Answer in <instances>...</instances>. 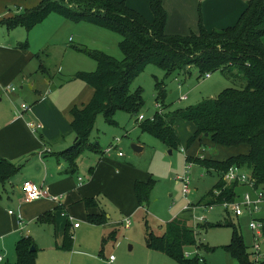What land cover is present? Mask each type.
Returning <instances> with one entry per match:
<instances>
[{
  "label": "trees",
  "instance_id": "trees-1",
  "mask_svg": "<svg viewBox=\"0 0 264 264\" xmlns=\"http://www.w3.org/2000/svg\"><path fill=\"white\" fill-rule=\"evenodd\" d=\"M153 21L148 23L140 14L128 9L123 2L114 0H38L35 7L25 9L19 15L1 19L0 25L7 29L23 27L26 31L42 23L50 14H57L73 23H89L112 32L119 37L121 61H114L101 53L83 52L96 63V71L78 74L93 89L90 102L82 108L71 111V128L76 136L74 144L63 152L65 161L72 166L84 152H96L97 145L90 142V134L96 118L101 115L109 125L117 111L139 116L144 105L142 89L130 90L131 84L148 65L165 71L166 77L189 75L195 70L196 79L216 71L228 72L237 69L245 85L241 89L228 88L213 100L202 101L196 106L163 113L164 83L155 84L156 102L159 110L152 119L136 123L140 132L154 137L167 149L180 146L173 128L180 119L194 126V132L186 143L189 149L195 142L209 143L224 149L244 148L245 153L230 156L225 160L186 156L185 163H194L206 173H215L217 182L199 200L204 206L233 202L237 188L242 184H226L224 174L230 167L244 170L253 189L264 186V0H251L235 25L223 30L206 31L202 25L198 34L188 36H167L164 34L166 14L162 0H149ZM25 47V46H24ZM138 118V117H137ZM18 172L13 163L0 160V185L9 181ZM151 184L136 182L134 192L139 205L146 204ZM218 192V194H215ZM89 206V204L87 203ZM49 214L38 219L43 222ZM92 223H101L103 218L89 216ZM264 222V220H262ZM205 224H199L204 228ZM232 229L231 239L223 249L239 264H255L251 259L241 235L234 224L226 222ZM145 244L161 252L178 264H199L194 259H184L183 252L190 247L205 251L198 243L195 232L185 220L170 221L162 235L157 236L145 224ZM64 239L70 243L66 233ZM104 241V240H103ZM31 238L20 239L15 246L16 262L12 264H36ZM262 248L264 250V231ZM204 263V261H203ZM10 264V263H2ZM264 264V257L258 262Z\"/></svg>",
  "mask_w": 264,
  "mask_h": 264
},
{
  "label": "crops",
  "instance_id": "crops-1",
  "mask_svg": "<svg viewBox=\"0 0 264 264\" xmlns=\"http://www.w3.org/2000/svg\"><path fill=\"white\" fill-rule=\"evenodd\" d=\"M114 1L125 3L128 9L140 14L148 23L153 21L149 0ZM250 1L162 0V8L166 14L164 34L181 37L192 33L198 34L200 25L206 31L231 27L239 20ZM37 3L38 0H0V20L19 15L25 9L35 7ZM80 23L69 22L57 14H50L29 31L23 27L7 29L0 25V160H7L18 167L16 175L1 185L0 264L3 263L5 254L13 259L11 247L26 237L33 241L34 246L31 248L34 250L31 252H35L36 262L38 260L36 252L39 250L36 240L40 243L42 226L54 230L57 245L61 249H70L73 241L66 243L64 237L66 233L68 235L72 233L74 236L79 234L82 229L80 223L78 228H73L79 217L89 226L102 227L105 236L101 242L100 255H103L104 245L115 235L116 229L115 224H107L108 217L104 216V209H101V203L99 205L98 196L114 198L113 195L117 194L120 196L117 201L129 207L137 203L135 209L128 211L130 216H135L141 211V205L138 204L132 190L135 183L140 182L138 180L142 170H125L128 163L122 160L123 156L113 152L105 153L98 142L90 141L97 145V150L86 153H93L95 161L90 156L85 162L83 160L79 162L83 153L71 168L64 159L63 152L76 140L71 128V111L87 105L94 92L84 80L75 77L78 74L93 72L91 71L93 66L89 62L84 64L82 61L86 60L80 57L87 55L78 51L80 46H70L64 41L65 34H76L75 27L78 26L75 25ZM46 25L50 28L48 32L42 30ZM39 33L44 37L41 38V43L39 45L30 43L32 39L37 40L35 36ZM262 42L264 44V38ZM11 86L15 87L14 91L6 89ZM185 99L186 97H182V100ZM15 101L22 102L29 108L27 112H21V117H16L14 108L13 110L10 108V102ZM162 111L166 113L163 109ZM133 118L136 131L140 132L136 117ZM179 121L182 120L174 121L173 128L186 156L222 161L246 152L244 148H235L228 149L227 154L221 155L222 151L219 150L220 153L216 151L219 154L217 156H223L219 158L207 155L203 150L198 152L199 142L186 149L185 143L193 134L194 126L189 123L192 130L190 129L188 139H185L182 145L177 131ZM31 122L40 124L41 129L32 132L28 127ZM140 149L142 152L144 147ZM46 150L49 152H45ZM93 161L94 168H88ZM148 174L146 171L143 176L146 177ZM78 178L81 181L78 182ZM25 181L46 189L49 198L24 202L22 184ZM6 185L9 187L6 188ZM238 189L240 193L252 191L247 186H239ZM261 189L264 191V186ZM13 198L15 200L12 202ZM260 213H262L260 219H264V206ZM45 214H49V217L39 222L38 219ZM90 215L103 218V222L92 223L89 220ZM130 224L127 227H130Z\"/></svg>",
  "mask_w": 264,
  "mask_h": 264
},
{
  "label": "rangeland",
  "instance_id": "rangeland-1",
  "mask_svg": "<svg viewBox=\"0 0 264 264\" xmlns=\"http://www.w3.org/2000/svg\"><path fill=\"white\" fill-rule=\"evenodd\" d=\"M13 9H15L14 6ZM75 26H78L75 27L76 34L64 35V41L69 43L70 46H80L79 49L86 52L104 54L111 57L114 61L123 59L119 49L121 37L86 23H80ZM42 30L48 32L50 28L46 25ZM35 37H37L36 41L32 39L29 42L39 45L43 36L39 33ZM87 56L81 55L80 57L87 62L81 61L84 64L89 62L93 66L91 71L95 72L96 64ZM237 72V69H231L228 72L216 71L210 73L208 78L204 76L197 80L195 70L190 71V74L185 76L172 74L166 77L162 68L148 65L134 79L130 90H134L137 87L142 89L144 105L139 112V116L147 120L152 119L159 110L155 99V84L157 82H163L165 85L166 95L163 102L165 108L163 110L166 113H173L177 110L196 106L202 101L213 100L225 89H241L245 85V81ZM182 97H186V99L182 100ZM22 104L24 103L18 101H15V103L10 102V108L20 111ZM137 117L136 119H138ZM112 121L114 125H109L99 115L96 118L90 141L98 142L100 148L104 149V151L114 145L116 140L119 141L117 149L111 150L109 153L122 154V160L128 163L125 165V170H142L138 181L151 184L146 204L141 205V211L137 212L135 216H130L128 211L132 208L135 209L137 203L129 207L117 201L120 197L117 194L113 195L114 198L111 196L107 198L104 195L98 196L99 205L101 203V209H104V216L108 217L107 224H115L116 229L115 235L106 241L103 255H100L101 242L105 236L102 227L89 226L80 217L77 219V223H80L82 227L79 234L74 236L69 233V238L73 241L70 249H61L57 245L53 229L49 230L47 226L40 227L42 232L40 243L36 240L39 247L38 252H36L37 264H110L108 261L109 257L114 258L112 264H178L161 252L148 248L144 239L145 224H147L150 231L160 236L164 232L165 226L175 218L185 220L195 232L197 242L202 243L203 247L209 250L201 249L199 251L201 257V261L198 260L199 264H239L235 258L223 249L229 244L232 233L230 227L224 226L226 222L234 224L244 244L247 246L248 252H252L254 245L253 234L248 225L252 219H260L262 213L254 214L252 217L248 214L243 217H234L233 215H228L219 205H215L216 207L212 210L204 208V205L198 202L213 187L218 177L215 173H206L203 168L195 164H191L189 168L190 194L187 198L188 203L183 197L182 183L177 180V177L184 176L185 166L187 165L185 163L186 154L181 146L178 149L170 150L154 137L137 132L134 118L128 113L117 111ZM190 129L192 130L191 124L182 121L178 122L177 131L182 145L185 139H188ZM133 145L144 147V149L142 152H134L132 150ZM202 150L207 155L219 158L223 156H217L219 155L217 152L220 153L222 151L221 155L229 152L228 149L209 143L199 144L198 152H202ZM90 156L95 161L93 153L84 152L79 158V162L81 160L85 162L86 158H90ZM94 161L91 164L92 166L87 167L94 168ZM146 171L149 174L144 177L143 174ZM8 187L6 185V188ZM1 190L2 187L0 185V192ZM237 192L239 194H237L236 200L239 199L241 201L242 196L246 192L240 193V189ZM14 200L15 198L12 199V202ZM186 206H194L195 209H191L193 210V215L195 217H205V220L198 222L197 226H193L192 221L188 220L191 212L184 210ZM201 206L203 208H197ZM126 221L131 223L130 227L126 226ZM199 224H205L204 228H200ZM14 247H11L13 259L11 260L9 255L5 254L3 263L16 262ZM43 247L44 250H42ZM190 259H194V257Z\"/></svg>",
  "mask_w": 264,
  "mask_h": 264
},
{
  "label": "built area",
  "instance_id": "built-area-1",
  "mask_svg": "<svg viewBox=\"0 0 264 264\" xmlns=\"http://www.w3.org/2000/svg\"><path fill=\"white\" fill-rule=\"evenodd\" d=\"M206 78L209 77V74L205 75ZM9 91H14L15 88L13 87H7L6 88ZM157 109H159V105L157 104ZM29 108L25 105L22 104L20 107V111L14 110V115L16 117H21L22 113L21 112H27ZM138 120L141 121L143 120L142 116L138 117ZM29 129L32 132H37L39 129H41V125L38 123H29L28 124ZM117 142L118 140L115 141V144L112 145L109 149L105 151V153H109L111 150H116L117 149ZM45 152H49L46 150ZM119 156H122L121 153H118ZM187 165L185 166V172L183 177H177V180L182 183L183 186V197L185 200L188 201V195L190 194V177H189V168L191 164L194 163H186ZM223 180L226 184H231V183H237V184H242L245 185L249 188L252 189L251 192H246L242 198L241 201L235 200L233 202H223L219 206L224 209V211L228 215H233L234 217H243L245 214H248L249 216H253L254 214H258L261 212L262 207L264 206V192L262 191L261 188L259 189H253V182L249 180V177L247 173L237 167H230L226 173L224 174ZM81 181L80 178H78V182ZM22 191L24 194V202H33L36 200H39L41 198L48 197L49 195L47 194L46 189L42 188L41 186H38L37 184H34L29 181H25L22 184ZM215 194H218V192H215ZM55 199V198H54ZM190 206V204H189ZM215 205L211 206H204V208H207L209 210H212ZM197 208H203L197 207ZM195 207H184L185 211L191 212L189 214L188 219L192 221L193 226H197V223L203 222L205 220V217H195L192 213ZM11 214V212L9 213ZM71 219V218H70ZM72 220V219H71ZM264 219H252L249 222V229L251 230L253 234V248H252V254H251V259L254 261L255 264H258V262L264 257V250L262 248V241H263V231H264V222L262 221ZM130 222L126 221V226H129ZM79 224L74 223L73 228H78ZM192 257L198 258L199 261H201V257L199 255V251L197 247H190L184 250L183 252V258L184 259H190ZM113 257H109V263L113 261ZM1 260V257H0Z\"/></svg>",
  "mask_w": 264,
  "mask_h": 264
},
{
  "label": "water",
  "instance_id": "water-1",
  "mask_svg": "<svg viewBox=\"0 0 264 264\" xmlns=\"http://www.w3.org/2000/svg\"><path fill=\"white\" fill-rule=\"evenodd\" d=\"M132 150L134 151V152H139L141 149H140V147H137V146H132ZM170 153V152H169ZM34 249L33 248H30V251H33Z\"/></svg>",
  "mask_w": 264,
  "mask_h": 264
}]
</instances>
